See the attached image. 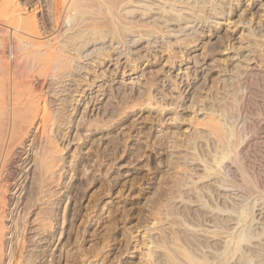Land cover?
I'll return each instance as SVG.
<instances>
[{
  "label": "rangeland",
  "instance_id": "374dc122",
  "mask_svg": "<svg viewBox=\"0 0 264 264\" xmlns=\"http://www.w3.org/2000/svg\"><path fill=\"white\" fill-rule=\"evenodd\" d=\"M50 1L18 0L25 33L0 16V100L27 131L4 264L34 220L45 107L61 167L23 264H264V0ZM20 38L49 55L22 66Z\"/></svg>",
  "mask_w": 264,
  "mask_h": 264
},
{
  "label": "bare ground",
  "instance_id": "6f19581e",
  "mask_svg": "<svg viewBox=\"0 0 264 264\" xmlns=\"http://www.w3.org/2000/svg\"><path fill=\"white\" fill-rule=\"evenodd\" d=\"M50 2H52L51 5H53L54 13L56 15H58L59 13L62 12L63 9H65L67 7L66 5H68L70 3V0L67 1V2H69L68 4H67L66 0H52ZM68 6H70V5H68ZM69 9H70V7H69ZM65 11H66V9H65ZM0 16H2L4 18V20H7L8 22L14 24V26L12 27L13 30L19 31V33H25V31L32 30L34 28V24H35L34 20L28 19L26 16L23 15V13L21 12V8L19 7L18 0H0ZM57 18H58V16H57ZM60 20H61V16H60ZM62 33H64V32H62ZM19 42L20 43L18 44V48L21 51V58H23V60L25 61V63L22 64V66L27 65L30 68H34L37 65V63H34V61H32L28 55L29 54L28 49L31 46H33L34 48L37 49L36 52L39 56L49 55L50 50L48 51V50H44V49H39V46L36 45L35 43H32L30 46V43H29L30 41H26L23 38H20ZM57 43H58V41H57ZM54 44H56V42L48 44V45H52L54 48ZM55 49H57L56 45H55ZM35 54L36 53H34V55ZM51 61H53V59L49 58L47 66L49 68L50 67L54 68L56 63L52 64ZM9 64L1 61V58H0V66H1L0 68H2V67L5 68L4 72L6 69L8 70L11 67H13V66L10 67ZM38 79H39V77H35V79H34L36 84L38 83V81H37ZM32 101L34 102L35 98L32 99ZM0 104L2 105L0 107V264H4L5 262L3 261V256H4L3 252H4V245L6 242L5 236H6V231H7L6 224L4 221L5 220L4 219L5 218V214H4L5 213V207L8 205L11 191L13 190V188H15L14 187V181H15V173L17 171L16 170L17 169L16 163L18 161V156L20 155L22 145L24 144V140L27 136V131L25 130V119H26V117H25V115L21 114V111H20V108L18 105V101L11 98L10 96H8V97L3 96L2 99L0 100ZM6 106H8L9 108L7 109ZM43 107H45V106H43ZM105 108H106V106H105ZM103 111L105 112V110H103ZM50 113H52V112H50ZM36 116H39V123L41 124V135H40L41 137H40V141H39L40 146L38 147V148H40V150L36 152L37 155H36V158L34 159L36 165L38 166L39 173H36V176H35V180H36L35 182H37L36 190H33V194L31 193V196H29L31 201L28 202L24 206L25 209L27 210V213L29 215H31L30 218L33 217L34 220H32V221L30 220L28 223H26L27 225H25V227H24V233L22 234L21 239L18 237L20 240L16 244L15 248H13V250H12L8 264H11V263L12 264H23L24 262H26V255L30 256L28 254V252L31 251L30 250L31 245L33 243L32 242L33 241L32 234L35 231L33 229L34 226H32L33 225L32 222H37V224L41 227V228H37V229H42L45 231L47 229V226H49L51 224V221L53 220V216H54V214L50 210L44 211L43 209H40L39 212H36V209L39 207V206H37L38 202L43 200V198H45V195H44V197L42 196V198H40V195L42 193V190H40V189H42L41 186H42L43 181L47 178L49 179V176L52 177L55 173V169L56 168L60 169V167H61L59 165V160H60L59 155L55 154V150L53 148H48V147L44 146V143H48L50 145L54 144L53 141L50 139L49 134H48V131H49L48 120H49L50 116L47 113L46 107L43 108L41 111L38 110L36 112V114H34L32 117H36ZM49 121H51V120H49ZM229 150H231V149H229ZM230 154H232V153H229V156H230ZM238 165H240V164H238ZM240 171H241V169H240ZM44 186H45V184L43 185V187ZM243 187H245V186H243ZM35 215H36V218L34 217ZM38 231H41V230H38ZM41 238H43V237H41ZM39 249H38V252H39ZM27 260H28V257H27Z\"/></svg>",
  "mask_w": 264,
  "mask_h": 264
}]
</instances>
